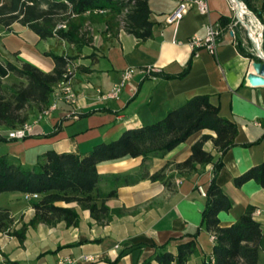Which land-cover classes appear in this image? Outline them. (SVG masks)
<instances>
[{"label": "crops", "instance_id": "0c3cea01", "mask_svg": "<svg viewBox=\"0 0 264 264\" xmlns=\"http://www.w3.org/2000/svg\"><path fill=\"white\" fill-rule=\"evenodd\" d=\"M148 1L154 22L153 35L141 40L120 29L118 36L108 41L101 36L102 49L93 57L89 55L90 46L85 45L82 50L86 56L80 59L74 75L78 104L61 103L49 119L40 121L33 135L0 139L4 144L0 154L34 166L48 148L86 151L97 141L115 138L127 127L160 118L169 108L179 106L194 94L208 93L219 104L220 112L238 125L235 144L222 156L224 164L217 176L233 202L229 210L219 212L220 223H233L248 205H254L253 217L263 229L258 264H264V185L254 179L239 186L233 181L235 175L264 158V84L249 82L247 75L254 71V58L238 49L228 31L223 32L214 52L199 47L194 53L187 41L193 33L205 34L208 23L218 24L221 16L232 17L234 7L230 0H206L208 10L203 13L193 3L180 20L168 23L167 13L180 0ZM24 27L27 35L35 34V41L42 40L32 29ZM11 40L19 61L16 57L9 59L17 63L27 60L46 71L53 69V58L35 53L34 44L23 36ZM128 67H133L134 72L118 96L98 99L97 89H110ZM186 68L184 74L177 75ZM11 73L3 77V84ZM20 80L25 79L15 74L11 83L4 85ZM205 132L215 133L209 128L199 129L163 156L148 161L150 172L170 161L169 183L147 177L118 185L117 194L106 200L114 209L107 219L93 217L89 209L81 208L76 202H60L77 207L80 214L77 225H68L65 220L29 224L24 240L1 233L0 264H57L64 256L79 258L86 253L92 254L93 259L80 260L79 264H139L153 255L156 244L168 242L169 248L176 252L178 243L191 239L194 232H197V250L184 264H213L215 239L213 232L202 223L206 193L199 190L200 184L207 190L213 162L189 174L180 173L172 164L187 158L193 142ZM204 147L215 157L219 156L211 139ZM141 162L142 156L131 155L100 161L98 169L102 178L94 192L104 196L114 187L113 174L132 173L139 169ZM8 194L7 202L0 205L10 208L15 216L14 226L19 227L33 216L32 202L37 199L26 200L19 190ZM121 251L123 254L114 261ZM151 264L159 262L152 258Z\"/></svg>", "mask_w": 264, "mask_h": 264}, {"label": "trees", "instance_id": "16d2710c", "mask_svg": "<svg viewBox=\"0 0 264 264\" xmlns=\"http://www.w3.org/2000/svg\"><path fill=\"white\" fill-rule=\"evenodd\" d=\"M244 1L264 23V0L260 4L258 0ZM150 13L148 0H0V25L10 28L13 23L19 22L42 39L56 38L77 48L92 43L93 35L85 28L87 21L103 24L100 34L107 41L117 37L120 29L133 33L138 39H147L154 31ZM231 20L230 16H221L219 24L224 31ZM234 38L242 53L261 60L254 49H249L254 46L252 40L247 37V42H244L242 26L237 25ZM262 48L264 50V29ZM44 53L55 62L52 70H43L27 60L17 63L4 58L0 50V126H17L48 105L55 84L76 57L54 49ZM187 69L177 75L184 74ZM10 72L25 80L5 86L3 77ZM202 128L212 129L215 133H203L193 142L190 155L173 162V167L182 174H189L198 170L199 166L213 162V175L202 210V223L215 235L213 264H258L263 229L260 221L253 217L254 205H248L233 223H220L219 212L229 210L233 202L217 181V176L224 164L222 156L235 144L238 125L234 119L220 112L219 104L208 93L194 94L179 106L169 108L160 118L127 127L115 138L97 141L86 151L48 148L34 166L0 154V192L19 190L40 193V197L32 202L33 216L19 227L14 226L15 216L10 208L0 205V235L6 232L24 240L29 224L65 220L68 225H77L80 220L77 207L60 202H76L81 208L89 209L91 215L99 220L109 218L114 209L106 200L117 194L118 185L147 177L169 183L167 168L170 161L154 172L149 171L148 161L155 156H163ZM208 139L213 141L218 157L204 147ZM124 155L142 156L139 169L132 173L113 174L111 180L114 187L104 196L95 193L102 178L98 163ZM250 179L264 185V158L235 175L233 181L239 186ZM192 235L191 239L178 243L176 252L169 248L168 242L156 244L153 255L139 264H151L152 258L159 264H172L173 261L184 264L197 250V232ZM122 254L123 251L114 261Z\"/></svg>", "mask_w": 264, "mask_h": 264}, {"label": "built area", "instance_id": "2783aa9c", "mask_svg": "<svg viewBox=\"0 0 264 264\" xmlns=\"http://www.w3.org/2000/svg\"><path fill=\"white\" fill-rule=\"evenodd\" d=\"M234 7V15L232 20L228 23L226 31L235 35L237 25L244 26L248 30V36L252 40L254 46L252 47L256 51V46L262 47L263 41V29L264 23L256 15V13L249 8L248 4L244 0H230ZM195 3L200 12H207L208 5L206 0H180L177 6L167 13L165 20L168 23L177 22L188 11L191 5ZM240 4V9L239 5ZM61 25L65 26V23ZM254 26L256 28H254ZM224 30L220 24L208 23L205 34L193 33L187 41L194 53L197 52L199 47H206L211 52L216 50L219 40ZM78 63L75 61L70 62L62 78L55 84L51 93L50 102L48 105L41 108L33 117L23 121L14 127H2L0 126V137L3 139H15L25 138L33 135L37 132V125L43 119H49L50 115L59 108L60 104H66L68 106H75L78 104L79 94L74 88V75L76 73ZM134 72L133 67H128L122 72V78L120 81L115 82L110 89L104 90L102 88L97 89L98 99H108L117 97L121 89L125 85L126 81L132 76ZM201 193L205 194L206 191L199 186ZM23 197L26 200L38 199L40 193L36 191H24ZM259 210L257 209L256 212ZM215 235L213 234V238ZM93 255L86 253L82 254L79 258L64 256L58 260L57 264H79L80 260H92Z\"/></svg>", "mask_w": 264, "mask_h": 264}, {"label": "rangeland", "instance_id": "374dc122", "mask_svg": "<svg viewBox=\"0 0 264 264\" xmlns=\"http://www.w3.org/2000/svg\"><path fill=\"white\" fill-rule=\"evenodd\" d=\"M261 0H258L257 3L260 4ZM103 24L101 23H89L88 21L85 24V28L89 29L91 34L93 35V40L91 44H86L89 45L90 48L89 50L90 52V56H95L98 54V52L102 49V41H101V31L103 30ZM254 28H256L254 26ZM25 27L19 23V22H15L13 23L10 28H5L4 26L0 25V49H1V53L2 56L4 58H9L12 57L13 59L16 57V60L19 61L18 57H17V51H14V44L13 41L11 39L23 36L24 39L31 44H34V46L32 47L33 50L35 51V53H41L43 55H47L44 53V51L46 50H57L59 52H67V53H71L72 55L76 56L74 58L75 62L80 64V59L83 58L84 56H86L83 53L82 48L85 46H82L81 48H77L74 44L72 43H68L65 41H58L56 38H49L47 40L42 39V40H37L35 41V34H32V36H30L29 34L27 35L25 33ZM31 33V32H29ZM248 30L242 26V36H243V40L244 42H247V37L248 36ZM40 39V38H39ZM15 77V74L11 73L9 76H7L4 79V84H10L11 80H13ZM39 110L34 112V115L38 112ZM34 115H32L31 117H33ZM4 146L3 142H0V147ZM199 186H201L204 190H206V187H204V185L200 184ZM10 191H3L0 192V202H7L8 197H9V193ZM21 192V191H20ZM21 194V193H20ZM1 203V204H2Z\"/></svg>", "mask_w": 264, "mask_h": 264}, {"label": "water", "instance_id": "95a60500", "mask_svg": "<svg viewBox=\"0 0 264 264\" xmlns=\"http://www.w3.org/2000/svg\"><path fill=\"white\" fill-rule=\"evenodd\" d=\"M256 53L261 60L253 59L252 66L254 71L249 72L247 78L254 85L264 84V50L261 46H256Z\"/></svg>", "mask_w": 264, "mask_h": 264}, {"label": "bare ground", "instance_id": "6f19581e", "mask_svg": "<svg viewBox=\"0 0 264 264\" xmlns=\"http://www.w3.org/2000/svg\"><path fill=\"white\" fill-rule=\"evenodd\" d=\"M238 6H239V9H240V4Z\"/></svg>", "mask_w": 264, "mask_h": 264}]
</instances>
